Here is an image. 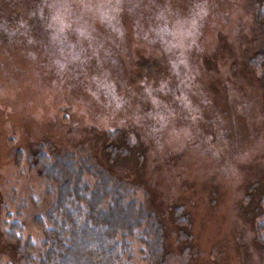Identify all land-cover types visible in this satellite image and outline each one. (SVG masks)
I'll return each instance as SVG.
<instances>
[{
    "label": "rangeland",
    "instance_id": "rangeland-1",
    "mask_svg": "<svg viewBox=\"0 0 264 264\" xmlns=\"http://www.w3.org/2000/svg\"><path fill=\"white\" fill-rule=\"evenodd\" d=\"M262 53L264 0H0V264L57 231L65 174L161 223L124 264H264Z\"/></svg>",
    "mask_w": 264,
    "mask_h": 264
},
{
    "label": "trees",
    "instance_id": "trees-1",
    "mask_svg": "<svg viewBox=\"0 0 264 264\" xmlns=\"http://www.w3.org/2000/svg\"><path fill=\"white\" fill-rule=\"evenodd\" d=\"M70 177L72 176L65 174L61 178L63 192L58 194L55 204L48 211V217L58 222L59 226L57 231H46L44 249L35 252L34 246L28 242L25 245L22 242L21 246L16 247L17 251L22 250L23 255H26L29 264H34L35 258L47 262V257L50 258V264H124V259L119 260L114 255V246L119 248V242L114 239L120 231L135 229L142 233L151 226L155 239L161 238L160 231L163 227L160 222L151 218V212L144 211L140 205H134L132 200H124V184L120 186L118 182H113L112 185L102 186L103 183L97 182L92 191H86L89 189L86 182H69ZM78 186L79 192L89 197L85 199L86 206L82 197L76 194ZM102 189L110 193L106 207L103 204ZM63 198L68 205L72 204L70 199L74 201V213H68L67 210L56 213L57 203ZM12 241L18 242L15 238ZM58 248L61 253L57 251Z\"/></svg>",
    "mask_w": 264,
    "mask_h": 264
}]
</instances>
